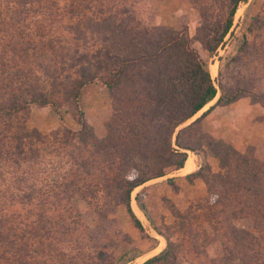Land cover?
Wrapping results in <instances>:
<instances>
[{
  "label": "trees",
  "instance_id": "1",
  "mask_svg": "<svg viewBox=\"0 0 264 264\" xmlns=\"http://www.w3.org/2000/svg\"><path fill=\"white\" fill-rule=\"evenodd\" d=\"M213 1L220 5L225 14L222 13L219 20L203 14L194 36H190L187 26L182 29L158 28L144 39L134 41L128 35L129 32H136L121 22H114L100 30L94 29L99 36H109V45L104 41L105 44H101L94 53L95 58L84 51L80 58H75L72 52L65 60L64 38L62 34H57L55 26L61 23L67 12L55 0H0V207L3 213L6 205V212L0 215V247L15 249V253L9 250L11 256L6 261L0 256V264H38L43 254L46 256V252L53 249L52 244L74 238L79 229L78 223L71 229V225L66 223L67 217L62 213L74 209L71 200L77 195L86 202L91 201L92 205L100 199L110 202L108 206L95 207V212L101 214L103 219L112 214L117 206L123 205L135 227L142 232V224L130 207L132 191L151 179L182 169L187 160L186 150L196 151L198 155L203 153L194 149L190 142H182V135L199 125L215 107L228 106L244 97H249L253 103H264V93L253 91L264 79H259V75L264 73V51L254 47L251 49L246 40L247 36L264 33V0L250 3L245 14L248 15L252 7L256 9L249 19L246 34L242 35L240 54L231 59H219L221 68L215 81L202 55L210 58L223 46L239 4L247 0ZM83 2L79 0L77 5ZM71 6L67 9L71 17H82V11L78 7L71 9ZM76 32L73 33L76 37L83 36V33ZM196 43L201 51L193 47ZM49 54L60 59L48 63ZM89 56L93 61L87 59ZM255 62L261 67L252 68ZM151 66L155 70H151ZM67 70L77 77L67 73ZM96 80L109 90L117 102L118 90L129 88L135 98H138L135 93L139 92V96L145 98L140 105L151 110L152 117L145 112L137 115L138 124L130 133H126L129 126L125 124L126 117L119 109L115 111L112 125L121 132L117 138L118 144L113 143L111 137L99 141L86 130L79 98L83 87ZM218 93L213 105L195 121L177 131L210 104ZM32 104L40 108L50 107L55 113L63 104L71 105L81 129L76 133L65 131L58 137L56 148L62 149L68 145L63 136L68 137L75 143L91 146V155L98 161L80 165L78 160L81 159L75 158L70 171L58 173L57 177L52 178L46 172L44 177L40 168H46V149L43 146L50 141L49 136L26 126L25 113ZM147 107L143 111H147ZM53 135L57 136L58 133ZM199 135L225 169L224 173L209 175L210 167L205 165L184 179L190 182L195 178L202 179L211 188L208 193L217 196V201L223 205L221 209L232 216L255 214L264 220V163L252 154L238 153L229 143L205 132ZM126 139L134 144L130 150L123 141ZM103 141H107L108 146ZM146 143L148 147L144 149ZM157 143V149L148 153L149 147L156 148ZM107 148L113 150L116 159L111 160V153L105 152ZM144 153L145 157H142ZM106 162L109 170L116 167L122 172L120 178L110 177L97 184V178H92L89 171L84 173L85 177L77 167L86 169L94 166L93 163ZM205 170L208 172L204 173ZM34 183H41L42 186L36 189ZM48 186L49 190L46 191ZM239 188L245 190L246 199L242 202L240 198L243 193L236 191ZM146 193V189H142L135 197L143 213L146 212ZM8 207L11 211L7 210ZM28 215L30 218H26ZM175 218L180 221H177L173 231L187 236L195 253L205 241L217 239L204 233L203 242L199 243V235L194 232L190 220L192 218L180 213H175ZM260 226L259 246L247 235L246 238H230L225 233L222 256L210 264H264V224ZM154 229L161 234L158 227ZM111 234L114 239L110 240V247L116 248L125 236L115 227ZM165 238L166 247L141 264H179L176 244ZM124 240L122 243L131 244L129 238ZM70 242L76 245L77 259L81 263L74 261L69 264H126L142 255L130 249L113 260L111 251H107L108 245L83 253L82 247H79L81 242ZM63 254L59 255L58 264H65L67 258H62Z\"/></svg>",
  "mask_w": 264,
  "mask_h": 264
},
{
  "label": "rangeland",
  "instance_id": "2",
  "mask_svg": "<svg viewBox=\"0 0 264 264\" xmlns=\"http://www.w3.org/2000/svg\"><path fill=\"white\" fill-rule=\"evenodd\" d=\"M78 1L55 0L67 12L61 23L55 26V30L58 31L57 34H62L64 38L62 46L66 56L65 60L72 52H74L75 58H80L84 51L90 56L92 54V57L95 58L94 53L100 48L101 44H105L104 41H106V45H109L107 40L109 36H99L94 29L100 30L106 25H112L114 22L115 24H120L121 22L123 25H127L133 32H136H129L128 37L131 40L140 41L158 28L182 29L187 26L190 36H194L200 26V19L203 14H209L211 19L219 20L222 13H224L220 5L213 0H83V4L77 5ZM252 1L247 0L239 4L231 30L225 36L223 46L218 48L215 55L210 58L202 55L208 71L216 64V74L214 76L210 75L213 81L216 80L218 71L221 68L219 59L225 57L231 59L240 54L242 35L246 34L249 19L255 14L256 8L254 7L251 10L249 9L248 15L245 14ZM69 6H71V9L78 7L82 11V17L78 19L72 18V14H69V10H67ZM122 12L123 14H121ZM76 13L78 14V11ZM76 31L83 33V36L76 37V35H73V33H77ZM246 40L251 49L254 47L264 51L263 32L247 36ZM193 47L201 51L199 44L196 43ZM90 56L87 59L93 61ZM59 59L60 57L56 58L53 54L47 56L48 63L56 62ZM254 67L260 68L261 65L255 62L252 65V68ZM150 69L155 70L153 66ZM67 73L77 77L69 70H67ZM242 73L245 74V72ZM262 75L264 73L259 75V79L264 78ZM215 86L217 87L216 83ZM253 91L264 93V79L256 85V89ZM116 94L118 102L113 98L109 90L96 80L83 87L79 98V108L83 113L87 126L86 130L93 133L99 141L111 137L114 141L113 143L118 144L117 138L121 132L117 130L118 127L112 125L117 109L126 117L125 124L129 125L126 128V133H130L131 129L137 126L138 114L145 112L149 117H152V115L149 107L140 105L145 98H143L144 96H139V92L135 93L138 98H135L129 88L118 90ZM218 96L219 93L204 110L181 125L177 131L200 117L204 111L216 102ZM144 107H147L150 111H143ZM134 113L137 114L135 115ZM73 114L74 110L69 104H63L58 113H55L50 107L40 108L32 104L25 113L28 129L37 130L41 135L49 136V144L43 146L46 149V168L40 167L44 177H46V172L52 178V176L57 177L58 173L70 171L72 168L70 165L75 158L82 160H78L80 165L83 162L89 164V161H98L91 155V146L86 147L79 142L75 143L72 139L70 141L68 137L63 136L64 141L69 142L68 145H64L62 149L56 148L58 137L65 131L76 133L81 129ZM202 132L217 140L229 143L238 153L247 156L252 154L259 162L264 163V103H253L249 97H244L228 106L215 107L201 120L199 125L182 135V142H190L194 149L203 151L200 155L196 151H185L187 157L193 155L192 157L196 159V170L194 169L193 172L208 165L210 167L209 175L224 173L225 169L220 166V162L201 140L199 134H202ZM56 133H58L57 136L53 135ZM149 137L152 136L149 135ZM123 141L126 143L125 146L130 147L129 150L134 147V144L129 140ZM104 143L108 146L107 141H103ZM158 145L159 143H157L156 148L150 146L148 153H153ZM146 147H148L147 143L144 149ZM105 152L111 153V160L116 159L112 149L107 148ZM142 157H145V153ZM93 164L94 166L90 167L88 165L89 168L86 169L77 167L83 176H85V172L89 171L92 178H97V184L103 179L107 180L110 177L120 178L122 175V172L118 171L116 167L112 171L109 170L107 162L104 164ZM207 172L208 170L204 171V173ZM185 176L178 170L164 177L151 179L132 191L130 207L142 224V232L135 227L133 220L123 205L117 206L112 214L103 219L101 214L95 212V207L108 206L110 202L100 199L97 204L92 205L91 201L86 202L78 195L74 196L71 200V206L74 209L62 214L67 217L66 223L71 225V229H74L75 223H78L79 229H77L76 236L71 239L66 238L60 244H52L53 249L47 251L46 256L43 254L38 264L43 261L45 264H58L59 255L63 253L62 258H65V256L67 258L65 264L74 263V261L81 263L77 259L78 249L70 241L81 242L79 247H82L83 253L108 245L107 251H111L113 260L118 259L130 249L140 254L142 253L141 256L126 264H141L160 253L167 245L165 237L176 244L179 251V264H210L215 258L221 257L223 253L222 243L226 241L224 240L225 233L230 238L231 236L246 238L247 235L259 246L261 243L259 241L261 237L260 225L264 224V220L255 214L232 216L225 210L223 211L221 209L223 205L217 201V196H212L208 193V189L211 188L202 179L195 178L190 182L184 179ZM34 185L36 189L42 186L41 183H34ZM142 189L147 191L145 213L140 211L135 201V197ZM262 189L264 190V185ZM47 190H49V186ZM236 191L243 193L240 199L241 202L244 201L246 199L245 190L239 188ZM5 209L6 205L4 206V213L6 212ZM7 210L11 211V208L8 207ZM218 211L220 213L216 214ZM4 213L2 207H0V215ZM175 213L186 215L189 219L192 218L190 220L192 221L194 232L199 235V243L203 242L204 233L210 238L217 239L215 241H205L203 247L199 248L198 253H195L189 238L180 232L177 233V230L173 231L179 220L175 218ZM26 218H30V216L28 215ZM80 225L83 227H80ZM114 227L125 236V238L120 240V244L116 248L110 247L111 244H109L110 240L114 239L111 234ZM154 227H158L161 234H158ZM126 238H129L131 244L122 243ZM159 246H161V249L156 250ZM9 250L15 253L13 248L0 247V256L4 257V259L2 258L3 261H6L5 259L11 256Z\"/></svg>",
  "mask_w": 264,
  "mask_h": 264
},
{
  "label": "bare ground",
  "instance_id": "3",
  "mask_svg": "<svg viewBox=\"0 0 264 264\" xmlns=\"http://www.w3.org/2000/svg\"><path fill=\"white\" fill-rule=\"evenodd\" d=\"M210 72H211V75L212 76H214L215 74H216V64H214L212 67H211V69H210ZM209 105V104H208ZM207 105V106H208ZM206 106V107H207ZM205 107V108H206ZM204 108V109H205ZM204 109H202V110H204ZM201 110V111H202ZM193 156V155H192ZM192 156H189L188 158H187V160H186V162H185V164H184V166H183V168L180 170L181 171V173L183 174V175H187V174H189V173H192L193 171H194V169H195V162H194V158L192 157ZM196 170V169H195ZM162 246V245H161ZM161 246H159L156 250H160L161 249Z\"/></svg>",
  "mask_w": 264,
  "mask_h": 264
},
{
  "label": "crops",
  "instance_id": "4",
  "mask_svg": "<svg viewBox=\"0 0 264 264\" xmlns=\"http://www.w3.org/2000/svg\"><path fill=\"white\" fill-rule=\"evenodd\" d=\"M188 157H189V156H188ZM188 157H187V158H188ZM195 160H196V159H194V162H195V164H196V161H195ZM180 170H181V169H180ZM180 170H179V171H180Z\"/></svg>",
  "mask_w": 264,
  "mask_h": 264
}]
</instances>
